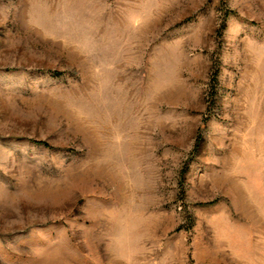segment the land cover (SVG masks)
Returning <instances> with one entry per match:
<instances>
[{"label":"rangeland","instance_id":"374dc122","mask_svg":"<svg viewBox=\"0 0 264 264\" xmlns=\"http://www.w3.org/2000/svg\"><path fill=\"white\" fill-rule=\"evenodd\" d=\"M0 264H264V0H0Z\"/></svg>","mask_w":264,"mask_h":264}]
</instances>
